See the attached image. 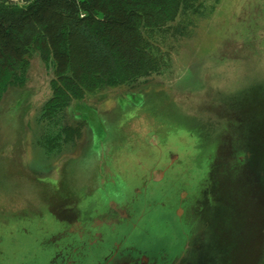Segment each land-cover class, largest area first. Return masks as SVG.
I'll use <instances>...</instances> for the list:
<instances>
[{
    "label": "water",
    "instance_id": "95a60500",
    "mask_svg": "<svg viewBox=\"0 0 264 264\" xmlns=\"http://www.w3.org/2000/svg\"><path fill=\"white\" fill-rule=\"evenodd\" d=\"M194 9L204 22L175 74L71 101L83 127L42 151L48 173L5 171L24 165L5 145L36 104L27 79L4 92L0 264H264V0Z\"/></svg>",
    "mask_w": 264,
    "mask_h": 264
},
{
    "label": "trees",
    "instance_id": "16d2710c",
    "mask_svg": "<svg viewBox=\"0 0 264 264\" xmlns=\"http://www.w3.org/2000/svg\"><path fill=\"white\" fill-rule=\"evenodd\" d=\"M189 4V0H0V100L10 85L25 84L21 72L34 43L45 62L56 63L53 95L44 115L64 110L72 98L159 72L161 61L143 29L163 27Z\"/></svg>",
    "mask_w": 264,
    "mask_h": 264
},
{
    "label": "rangeland",
    "instance_id": "374dc122",
    "mask_svg": "<svg viewBox=\"0 0 264 264\" xmlns=\"http://www.w3.org/2000/svg\"><path fill=\"white\" fill-rule=\"evenodd\" d=\"M197 16L198 12H196L195 9L189 11L184 10L179 13L175 21L167 25L168 28L166 27V31L161 30L150 36L153 43L152 51L159 56L161 60V69L158 72L160 77L167 78L181 69L183 57L186 52L190 51L191 42L197 30L204 22L203 19L197 18ZM203 53L204 52H201L198 56L189 60L188 74L191 73V75H195L203 70V66L201 65L203 60L201 55ZM54 76V67L50 64L46 65L39 52H33L30 56V65L28 66L25 80H28L27 83L29 87L33 89L30 100L33 102V105H36H34V108L30 112L32 116L28 118L29 122L28 126H26L27 130L24 133L22 143H15L11 140L8 142L6 141L7 144L5 145V155L8 157L7 160L10 161L17 157L20 163L24 165L23 167L21 165L13 166L8 163L4 165L6 172L22 173L23 168V170L29 172L36 171L40 174L48 173L52 169L51 165H49L51 160L46 161L42 159L44 158L42 151L48 153L47 146L44 144L45 138L49 134H60L66 126L74 125L79 121L77 119V114L80 108L74 102H70L71 105L69 103L63 111L51 119L45 118L44 114L41 113L37 115L38 105L53 94L52 80ZM185 82H187V80L183 81V83ZM176 87L181 89V78L176 83ZM90 96L91 95H88L87 98H90ZM93 96L95 97V95ZM63 133L65 132L63 131ZM170 143L177 150H181V138H179V136H173ZM62 144H64V142ZM183 147L187 148L186 145H183ZM202 167L204 168V166L200 167L198 165L192 168V170L198 174V182L201 181L203 177L205 178V173L202 172V176L200 172Z\"/></svg>",
    "mask_w": 264,
    "mask_h": 264
},
{
    "label": "flooded vegetation",
    "instance_id": "af4514ba",
    "mask_svg": "<svg viewBox=\"0 0 264 264\" xmlns=\"http://www.w3.org/2000/svg\"><path fill=\"white\" fill-rule=\"evenodd\" d=\"M190 1V4L188 5V7H189V9H187V10H191V9H194L195 8V4H194V2H195V0H189ZM180 12H181V9H180ZM179 12V13H180ZM179 15V14H178ZM178 17V16H177ZM177 17H176V19H177ZM175 19V20H176ZM174 20V21H175ZM171 22H173V21H171ZM171 22H168L166 25H164L163 27H159V28H155V29H148V28H146V29H143V35H144V37L150 42V44H151V49H152V47H153V43H152V41H151V39H150V36H152L153 34H156V33H158V32H160L161 30H167V25H169ZM167 27V28H166ZM35 51H37V52H39V54H40V56H41V58H42V54H41V52H40V50L36 47V45H35V43H34V45L32 46V48L30 49V51H29V54H28V66L30 65V56L32 55V53L33 52H35ZM155 54V53H154ZM159 57V56H158ZM43 59V58H42ZM160 59V58H159ZM44 61V60H43ZM161 61V60H160ZM45 62V61H44ZM46 63V65H52L53 67H54V72H55V76H54V78L53 79H55L56 78V63H55V61L54 60H49L48 62H45ZM28 66H27V68H26V70L25 71H23V72H21V76L22 77H24V79L26 78V72H27V70H28ZM20 74V73H19ZM53 83H54V80H53ZM73 97V96H72ZM72 99H74V98H72ZM61 111H63V110H61ZM61 111H57L55 114H52V115H44V117L45 118H53V117H55L57 114H59ZM82 127H83V124L82 123H76V124H74V125H68V126H66L64 129H63V131L65 132V133H63V131H62V133H60V134H49V135H47V137L45 138V140H44V144L47 146V147H49V148H55V147H58L59 145H61V142L63 141V140H71V139H74L76 136H78V135H80V133H81V129H82Z\"/></svg>",
    "mask_w": 264,
    "mask_h": 264
}]
</instances>
